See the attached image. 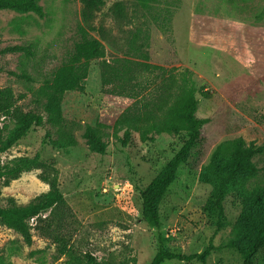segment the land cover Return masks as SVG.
<instances>
[{
	"label": "rangeland",
	"instance_id": "rangeland-1",
	"mask_svg": "<svg viewBox=\"0 0 264 264\" xmlns=\"http://www.w3.org/2000/svg\"><path fill=\"white\" fill-rule=\"evenodd\" d=\"M39 3L42 13L0 9V49L28 48L0 53V88L45 114L38 90L79 39L81 3ZM95 25L104 55L92 61L85 91H68L62 103L77 142L56 144L59 127L45 122L1 154L3 163L38 155L66 203L31 220V243L0 221V264H153L160 253L161 264H244L237 243L247 241L235 227L247 212L262 214L246 197L264 186V151L253 159L257 176L230 181L222 210L213 202L228 172L203 180L201 171L224 141L264 146V0H106ZM183 86L194 89L196 115L209 121L160 203V223L150 225L142 192L189 137L178 115ZM5 124L4 135L17 128L0 119ZM88 126L102 134L104 153L84 137ZM42 173L2 179L0 203L25 206L47 192ZM256 264H264V251Z\"/></svg>",
	"mask_w": 264,
	"mask_h": 264
},
{
	"label": "trees",
	"instance_id": "trees-1",
	"mask_svg": "<svg viewBox=\"0 0 264 264\" xmlns=\"http://www.w3.org/2000/svg\"><path fill=\"white\" fill-rule=\"evenodd\" d=\"M39 2L40 0H0V9L9 8L18 12L42 13V6ZM80 3L79 39L75 42L67 59L54 70L52 76L46 79L38 90L45 99L42 105L45 114L36 110H25L18 104L11 87L0 88V119L8 118L17 126L10 135H4L6 124L2 128L0 127V181L3 179L8 184L24 171L42 168V178L50 182V189L28 205H2L0 203V221L16 228L27 243H31L33 240L31 220L45 215L55 207L63 206L66 199L64 193L57 186L56 178H51L49 174L50 165L41 161L38 155L34 157L20 156L10 162L3 163L1 154L17 143L32 125H43L45 122L59 127L58 132L61 138L55 141L56 144L65 145L77 142L72 131L66 128V119L62 110L63 98L68 91H85L86 79L89 76L92 61L104 55L103 42L91 32L97 30L95 20L106 4V0H80ZM27 49L25 45H12L0 49V53L26 51ZM11 73L31 79L26 72L18 74L12 71ZM182 91L181 98H178V104L181 106L178 115L182 119L189 137L168 164L163 175L142 192L144 220L150 225L160 223V203L175 181L179 165L186 159L192 145L201 137L202 128L209 121V118H200L196 115L198 100L194 89L183 86ZM172 130L179 132L180 128L172 125ZM83 135L94 151L105 152L107 144L95 127L88 126ZM129 136V131H126L125 139ZM263 151V145H257L255 142L247 143L242 137L224 141L217 146L209 163L201 171L203 180H209L212 176L219 177L222 171L228 172V175L221 180L219 190L214 198L213 205L217 210H222V201L232 179L240 176L246 183L250 178L258 175L261 168L253 159L255 155ZM246 198L262 214L260 217H254L247 212L240 218L235 230L238 236L246 239L247 243L245 246L237 243V248L243 257L244 264H256L258 255L264 251V186L256 189ZM65 251L66 246L62 248V252ZM87 257L90 258V261L95 260L90 254H87ZM164 257V253L158 254L153 264H161Z\"/></svg>",
	"mask_w": 264,
	"mask_h": 264
}]
</instances>
